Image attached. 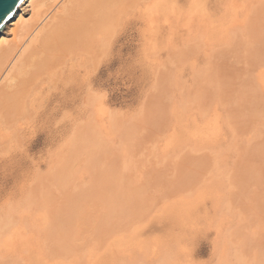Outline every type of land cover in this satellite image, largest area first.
I'll return each mask as SVG.
<instances>
[{
    "label": "rangeland",
    "instance_id": "obj_1",
    "mask_svg": "<svg viewBox=\"0 0 264 264\" xmlns=\"http://www.w3.org/2000/svg\"><path fill=\"white\" fill-rule=\"evenodd\" d=\"M157 1L117 6L113 46L73 72L52 142L45 120L23 119L24 145H0V264H264V0H161L167 22ZM82 123L87 141L71 145Z\"/></svg>",
    "mask_w": 264,
    "mask_h": 264
},
{
    "label": "bare ground",
    "instance_id": "obj_2",
    "mask_svg": "<svg viewBox=\"0 0 264 264\" xmlns=\"http://www.w3.org/2000/svg\"><path fill=\"white\" fill-rule=\"evenodd\" d=\"M63 0H24V2L18 7L13 16L6 22L4 28L0 31V145H13V141H18V145H24L22 142V136L19 134V130L22 126V120L28 123L29 121L33 126H39L40 120H45L47 125L50 126L51 137L50 140L52 142L56 128L57 122L55 118L59 115L62 109L70 107L72 101H74L75 97L72 95L76 92V89L72 86V82L75 81V77L73 76L76 73L77 69L85 70L87 68V64L89 63V52H95V61L92 64L94 67H97L100 64L102 58L103 48L105 46H113L112 38L115 36L118 30L119 23L115 22V11L117 6H120L121 3L127 0H66L65 4L62 5L61 10H57L58 5ZM157 1V0H156ZM161 1V0H160ZM160 1L156 2L161 4ZM165 1V0H164ZM147 2V1H146ZM150 2V0H149ZM234 2V1H233ZM236 2V1H235ZM153 3V2H151ZM150 3V4H151ZM237 4V2L235 3ZM134 5V4H133ZM140 5V4H139ZM148 5V4H147ZM155 5V7H156ZM162 5V4H161ZM150 6V5H149ZM148 6V7H149ZM121 7V6H120ZM150 7H153L150 6ZM158 7V6H157ZM123 8V7H122ZM121 8V9H122ZM159 8V7H158ZM154 9V7L152 8ZM253 9V8H252ZM264 11V9H262ZM124 11V10H123ZM203 11V10H202ZM158 13L157 11H155ZM159 15L161 17H165L167 15V6L162 5L161 9H159ZM153 14V13H152ZM156 15V14H155ZM158 15V16H159ZM157 16V17H158ZM156 17V16H154ZM153 17V18H154ZM156 17V18H157ZM155 18V19H156ZM166 19V17H165ZM152 20V17H151ZM150 20V21H151ZM161 21V19H158ZM157 20V21H158ZM159 22V21H158ZM167 22V19H166ZM153 24V22H152ZM158 23H156L157 25ZM161 24V23H160ZM256 27V26H255ZM154 28V27H153ZM156 29V27H155ZM248 29V28H247ZM261 30V29H260ZM253 31V30H252ZM249 32V30H248ZM255 33V32H254ZM262 33V32H261ZM155 34V33H154ZM249 35V33H248ZM250 37V36H249ZM154 38V37H153ZM238 38V37H237ZM152 39V38H151ZM249 39V38H248ZM250 39H252L250 37ZM155 41V40H154ZM250 41V40H248ZM152 42V41H151ZM233 43V41L231 42ZM230 43V44H231ZM154 44V43H153ZM149 45V44H148ZM154 46V45H152ZM151 46V47H152ZM94 49V50H92ZM105 50V49H104ZM215 50V49H214ZM213 50V52H214ZM94 52V53H95ZM259 52V51H258ZM78 54L81 56L80 59H76V61H72L74 57L71 55ZM79 56V57H80ZM94 56V55H93ZM92 57V55H91ZM255 58V57H254ZM264 58V57H263ZM262 58V59H263ZM71 59V62L69 63ZM261 59V60H262ZM255 63V61H254ZM259 63V62H258ZM218 65V64H217ZM254 65V64H253ZM264 67V66H263ZM92 68V67H91ZM260 68V67H259ZM95 69V68H94ZM80 70V71H81ZM76 71V72H75ZM91 71V70H90ZM252 71V70H250ZM258 71V70H257ZM67 72L69 75L66 76ZM74 72V73H73ZM82 72V73H84ZM94 72V71H93ZM225 72V71H224ZM239 72V71H238ZM261 71H259L260 73ZM81 73V74H82ZM80 74V73H79ZM87 74V71H86ZM86 74H83L84 76ZM92 74V73H91ZM257 74V72H256ZM218 77V75H217ZM165 78V77H164ZM209 79V78H208ZM219 79V77H218ZM253 80V79H252ZM218 81V80H217ZM60 83L64 84V95L59 96L57 90L60 88ZM74 83V82H73ZM246 83V82H245ZM257 83V80H256ZM259 83V82H258ZM75 84V83H74ZM90 85V84H89ZM218 85V84H216ZM87 87V86H86ZM258 87V86H257ZM261 87V86H260ZM62 88V89H63ZM90 88V87H89ZM88 88V89H89ZM255 88V87H254ZM87 89V90H88ZM203 89V88H202ZM216 89H220L217 88ZM215 89V91H216ZM260 89V88H259ZM257 90V89H255ZM261 90V89H260ZM87 92V91H86ZM262 92V91H261ZM260 92V94H261ZM85 93V92H84ZM163 93V91H162ZM241 93V92H240ZM217 95L219 94L216 93ZM215 94V95H216ZM256 94V93H255ZM219 96V95H218ZM72 97V98H71ZM89 97V95H88ZM92 97V95H91ZM98 97V96H97ZM170 97V96H169ZM224 97V96H223ZM171 98V97H170ZM195 98V97H194ZM220 99V98H219ZM260 99V97H259ZM84 100V99H83ZM86 100V99H85ZM202 100V99H201ZM238 100V98H237ZM241 100V99H240ZM246 100V99H245ZM87 101V100H86ZM85 101V102H86ZM242 101V100H241ZM247 101V100H246ZM83 102V101H82ZM84 102V103H85ZM88 102V101H87ZM238 102V101H237ZM89 103V102H88ZM87 103V104H88ZM216 103V104H215ZM212 104L215 108H217V102ZM264 103V102H263ZM83 104V103H82ZM90 104V103H89ZM197 104V103H196ZM230 104V103H229ZM81 105V104H80ZM198 105V104H197ZM220 105V103H219ZM255 105V104H254ZM225 106V105H224ZM230 106V105H229ZM251 106V104H250ZM256 106V105H255ZM261 106V105H260ZM162 107V106H161ZM180 107V106H179ZM209 107V106H208ZM84 108V107H83ZM178 107H175L177 110ZM185 108V107H184ZM198 108V107H196ZM200 108V107H199ZM198 108V110H199ZM204 108V107H203ZM213 108V107H211ZM210 108V110H211ZM219 108V107H218ZM226 108V107H225ZM173 110V108H172ZM179 110V108H178ZM201 110V108H200ZM209 110V111H210ZM183 111V110H182ZM196 111V110H195ZM204 111V110H202ZM217 111V110H216ZM215 111V112H216ZM219 111V110H218ZM252 111V110H251ZM263 111V110H262ZM71 112V111H69ZM80 112V111H79ZM180 112V111H179ZM198 112V111H197ZM214 112V113H215ZM63 113V112H62ZM87 113V112H86ZM175 113V112H174ZM213 113V112H211ZM222 113V112H220ZM260 113V112H259ZM177 114V113H176ZM199 114V113H198ZM202 114V113H201ZM217 114V113H216ZM223 114V113H222ZM225 114V113H224ZM70 115V114H69ZM72 115V113H71ZM81 115V114H80ZM87 115V114H85ZM157 115V114H156ZM191 115V114H190ZM189 115V116H190ZM197 115V114H196ZM194 115L193 117H195ZM203 115V114H202ZM219 115V112H218ZM221 115V114H220ZM231 115V114H230ZM254 115V114H253ZM66 116L64 113L63 117ZM217 116V115H216ZM213 116V117H216ZM228 116V115H227ZM226 116V117H227ZM191 117V118H193ZM199 117V116H198ZM197 117V118H198ZM212 117V116H211ZM221 117V116H220ZM225 117V116H224ZM58 118V117H57ZM71 118V117H70ZM69 118V119H70ZM147 118V117H146ZM190 118V117H189ZM196 118V119H197ZM202 118V117H201ZM204 118V117H203ZM187 119V118H186ZM205 119V118H204ZM203 119V122H204ZM210 119V116H209ZM208 119V120H209ZM229 119V118H228ZM259 119V117H258ZM71 120V119H70ZM176 120V119H175ZM178 120V119H177ZM192 120V119H189ZM206 120V123H208ZM212 120V118H211ZM222 120V119H221ZM227 120V119H225ZM197 121V120H195ZM214 121V120H212ZM216 121V119H215ZM214 121V123H215ZM218 121V120H217ZM73 122V120H72ZM92 122V121H90ZM179 122V121H178ZM176 122V124L178 123ZM191 122V121H190ZM202 122V121H201ZM200 122V123H201ZM211 122V121H210ZM227 122V121H226ZM226 122L224 123L226 125ZM256 122V121H255ZM260 122V121H259ZM66 123V120H65ZM199 123V121H198ZM199 123V124H200ZM206 123H203L202 126ZM223 123V122H222ZM263 123V122H260ZM83 124V123H82ZM180 124V123H179ZM198 124V125H199ZM220 124V123H219ZM253 124V123H252ZM257 124V123H256ZM256 124H253L256 126ZM29 125V123H28ZM119 125V124H118ZM132 125V124H131ZM159 125V123H158ZM178 125V124H177ZM204 125V126H205ZM210 125V123H209ZM208 125V126H209ZM217 125V124H216ZM214 125V127L216 126ZM221 125V124H220ZM229 128L231 127L230 123L227 124ZM63 126V125H62ZM75 126V124H74ZM73 126V127H74ZM88 126V125H87ZM86 124L80 125L81 128L78 127L75 135L71 137L69 143L71 145H84L87 141V135L89 132ZM125 126V125H124ZM129 126V125H128ZM154 126V125H153ZM182 126V125H181ZM187 126V125H186ZM201 126V128H202ZM212 126V125H211ZM223 126V125H222ZM254 126V127H255ZM259 126V124H258ZM89 127V126H88ZM136 127V126H135ZM134 127V129H135ZM190 127V126H189ZM213 127V126H212ZM61 128V126H60ZM123 128V127H122ZM129 128V127H128ZM137 128V127H136ZM150 128V127H149ZM162 128V127H161ZM200 128V127H198ZM218 128V127H216ZM222 130V127H219V130ZM257 128V127H256ZM255 128V129H256ZM38 129V127H37ZM77 129V127H76ZM91 129V128H90ZM126 129V127H125ZM141 129V128H140ZM189 129V128H188ZM186 129V131L188 130ZM204 129V128H202ZM209 129V127H208ZM210 128L209 130H211ZM232 129V128H231ZM252 129V128H251ZM36 130V129H34ZM66 130V129H65ZM130 130V129H128ZM135 129L134 131H136ZM142 130V129H141ZM201 130V129H200ZM207 130V129H206ZM209 130H207L209 132ZM218 130V129H216ZM214 130V135L215 131ZM218 130V131H219ZM233 130V129H232ZM257 130V129H256ZM259 130V129H258ZM127 132V130H125ZM132 131V129H131ZM190 131V129H189ZM205 131V130H204ZM204 131H202L204 133ZM234 131V130H233ZM72 132V131H71ZM130 132V131H129ZM138 132V131H137ZM141 132V131H140ZM195 133V131H193ZM201 132V134H203ZM206 132V134L208 133ZM220 132H223L220 131ZM219 132V133H220ZM225 132V131H224ZM250 132V130H249ZM254 132V130H253ZM256 138L260 135L259 131H256ZM23 133V132H22ZM28 133V132H27ZM73 133V132H72ZM132 133V132H131ZM134 133V132H133ZM142 133V132H141ZM173 133V131H172ZM171 133V134H172ZM194 133L192 135L194 136ZM196 133H198L196 131ZM200 133V132H199ZM198 133V134H199ZM212 133V132H211ZM234 133V132H233ZM259 133V135H258ZM35 134V133H34ZM127 134V133H126ZM170 134V135H171ZM177 134V133H176ZM187 134V133H186ZM185 134V135H186ZM71 135V134H70ZM69 135V136H70ZM122 135V134H121ZM129 135V133H128ZM145 135V134H144ZM219 135V134H218ZM132 136V135H131ZM143 136V135H142ZM197 136V135H196ZM199 136V135H198ZM197 136V137H198ZM207 136V135H206ZM211 136V135H210ZM245 136V135H244ZM261 136V135H260ZM125 137V136H124ZM129 138L128 136H126ZM169 137V136H168ZM171 137V136H170ZM188 137V136H187ZM204 137V136H203ZM209 137V136H208ZM214 137V136H213ZM218 137V136H217ZM216 137V138H217ZM225 137V136H224ZM262 137V136H261ZM172 138V137H171ZM211 138V137H210ZM216 138H214L216 140ZM251 138V137H250ZM18 139V140H17ZM166 139V138H165ZM199 139V138H198ZM212 139V138H211ZM252 139V138H251ZM261 139V138H260ZM125 140V139H124ZM138 140V139H137ZM170 140V139H169ZM254 140V139H253ZM57 141V140H56ZM123 141V140H122ZM126 141V140H125ZM173 141V140H172ZM217 141V140H216ZM252 141V140H250ZM13 142L12 144H10ZM212 142V140H211ZM224 142V141H223ZM167 143V142H166ZM126 144V142H125ZM174 144V143H173ZM202 144V143H201ZM28 145H40L38 139L32 140ZM54 145V143L52 144ZM171 145V144H170ZM196 145V144H195ZM250 145V144H249ZM248 145V146H249ZM260 145V144H259ZM16 147V144L13 145ZM12 146V147H13ZM168 146V145H167ZM261 146V145H260ZM6 147V146H4ZM14 147L12 149H14ZM16 148H19L16 147ZM15 148V149H16ZM222 148V147H221ZM11 149V150H12ZM247 149V147H246ZM2 152H6L7 149L0 148ZM10 150V149H9ZM93 151V150H92ZM248 151V150H247ZM246 151V152H247ZM197 153V152H196ZM214 153V152H213ZM5 154V153H3ZM1 154L0 156H2ZM8 154V153H7ZM94 154V153H93ZM222 156V152L220 154ZM219 155V156H220ZM226 155V154H225ZM218 156V157H219ZM220 156V157H221ZM90 160V159H88ZM247 162V161H246ZM177 163V162H176ZM113 166V165H112ZM195 168V167H194ZM252 168V167H251ZM257 169V168H256ZM178 170V169H177ZM187 170V169H186ZM189 170V169H188ZM259 170V169H257ZM261 170V169H260ZM259 170V171H260ZM254 171V170H253ZM38 172V171H37ZM263 171H260V173ZM187 173V172H186ZM252 173V171H251ZM255 173V172H253ZM259 173V174H260ZM190 174V173H189ZM193 174V173H192ZM199 174V173H198ZM247 174V173H246ZM258 174V173H257ZM262 174V173H261ZM182 175V173H181ZM255 175V174H253ZM252 175V176H253ZM36 176H38L36 174ZM105 177V176H104ZM111 177V176H110ZM187 177V176H186ZM185 177V178H186ZM260 177V176H259ZM37 178V177H36ZM103 178V177H102ZM257 178V177H256ZM261 178V177H260ZM3 179V178H2ZM67 179V178H66ZM19 180H21V173L19 175ZM61 180V179H60ZM69 180V179H68ZM102 180V179H101ZM108 180V179H107ZM189 180V179H188ZM9 181V180H7ZM67 181V180H65ZM185 181V180H184ZM36 182V181H35ZM57 182V181H56ZM60 182V181H59ZM192 182V181H191ZM96 183V182H95ZM159 183V182H158ZM180 183V182H179ZM189 183V181H188ZM64 184V183H62ZM72 184V183H70ZM170 184V183H169ZM66 185V183H65ZM68 185V184H67ZM93 185V184H92ZM96 185V184H95ZM34 186V185H33ZM61 186V185H60ZM70 186V185H69ZM103 186V185H102ZM101 186V188H102ZM66 187V186H65ZM64 187V188H65ZM90 187V185H89ZM116 187V186H115ZM178 187V186H177ZM63 188V186H62ZM182 188V187H181ZM180 188V189H181ZM92 189V187H91ZM94 189V188H93ZM103 189V188H102ZM32 190V187H31ZM90 190V188H89ZM95 189L94 191H96ZM100 190V189H99ZM98 190V191H99ZM88 191V190H86ZM91 191V190H90ZM87 192L88 193L90 192ZM93 191V192H94ZM191 191V190H190ZM19 197L22 195V187H20L17 191ZM39 192V191H38ZM44 192V191H43ZM83 192V191H82ZM112 192V191H111ZM130 192V191H129ZM140 192V191H139ZM98 193V192H96ZM109 193V192H108ZM31 194V193H30ZM45 194V193H44ZM43 194V195H44ZM77 194V193H76ZM78 194H80L78 192ZM86 194V193H85ZM90 194V193H89ZM115 194V193H114ZM120 194V193H119ZM137 194V193H136ZM168 194V192H167ZM34 195V194H33ZM75 195V194H74ZM82 195V194H81ZM86 195V196H87ZM99 195V193L97 194ZM96 195V196H97ZM101 197L102 194H100ZM49 196V194H48ZM47 196V197H48ZM83 196V195H82ZM142 196V195H141ZM45 196H43L44 198ZM51 197V196H50ZM49 197V198H50ZM91 199V196L88 195ZM95 197V195H94ZM100 197V196H99ZM98 197V198H99ZM127 197V196H126ZM131 197V196H130ZM133 197V194H132ZM42 198V197H41ZM42 198V199H43ZM79 198V197H78ZM87 198V197H86ZM85 198V199H86ZM88 198V199H89ZM93 198V197H92ZM112 198V197H111ZM123 198V197H122ZM121 198V199H122ZM141 198V197H140ZM22 199V198H21ZM48 198H45V200ZM77 199V197H76ZM83 199V198H82ZM128 199V198H127ZM19 202H15V204L3 203L2 207L5 210V216H7L8 210H12L14 208H19L21 205V200L18 199ZM17 200V201H18ZM44 200V199H43ZM50 200V199H49ZM103 200V199H102ZM123 200V199H122ZM85 201H88L87 199ZM93 201V199H92ZM99 201V200H98ZM130 201V198H129ZM90 202V201H88ZM96 200L94 201V203ZM109 202V201H108ZM136 202V201H135ZM141 202V201H140ZM48 203V202H47ZM86 203V202H85ZM93 203V202H92ZM100 203V202H99ZM105 203V202H104ZM127 203V202H126ZM68 204V203H67ZM70 204V203H69ZM87 204V203H86ZM96 204V203H95ZM93 204V206L95 205ZM102 206L103 204L100 203ZM125 203H123L124 205ZM131 204V202H130ZM132 204H134L132 202ZM73 205V204H72ZM71 205V206H72ZM78 205V203H77ZM80 205V204H79ZM98 205V204H97ZM107 205V204H106ZM129 205V204H128ZM23 206V204H22ZM82 206V205H81ZM92 206V205H91ZM100 206V205H99ZM135 206V205H134ZM48 207V206H47ZM85 207V206H84ZM122 207V206H121ZM130 207V205H129ZM86 208V207H85ZM120 208V207H119ZM128 208V207H127ZM126 208V209H127ZM136 208V207H135ZM139 208V207H138ZM141 208V207H140ZM74 209V208H73ZM76 209V208H75ZM83 209V208H82ZM115 209V208H114ZM122 209V208H121ZM130 209V208H129ZM84 210V209H83ZM131 210V209H130ZM139 210V209H138ZM76 213L78 211L73 210ZM88 211V210H86ZM98 211V210H97ZM129 211V210H128ZM127 211V212H128ZM141 211V210H140ZM69 212V211H68ZM84 212V211H83ZM96 212V211H95ZM101 212V211H100ZM107 212V211H106ZM109 212V211H108ZM107 212V213H108ZM131 212V211H129ZM137 212V211H136ZM73 213V212H72ZM85 213V212H84ZM93 213V212H92ZM71 214V213H70ZM80 214V213H79ZM83 214V213H82ZM94 214V213H93ZM97 214V213H96ZM113 214V213H112ZM127 214V213H126ZM125 214V215H126ZM138 214V213H137ZM75 215V214H74ZM86 215V214H85ZM108 215V214H107ZM111 215V214H110ZM123 215V214H122ZM124 215V216H125ZM73 216V215H72ZM78 216V215H77ZM81 216V215H80ZM101 216V215H99ZM106 216V215H105ZM112 216V215H111ZM119 216V215H118ZM10 217V216H8ZM8 217H5L8 219ZM62 217V216H61ZM84 217V216H83ZM90 217V216H89ZM107 217V216H106ZM2 218V219H5ZM76 218V217H75ZM85 218V217H84ZM99 218V217H98ZM114 218V217H113ZM117 218V217H116ZM73 219V217H72ZM71 219V221H72ZM118 219V218H117ZM139 219V218H138ZM6 220V219H5ZM2 220V221H5ZM11 220V219H10ZM74 220V219H73ZM90 220V219H89ZM111 220V219H110ZM61 221V219H60ZM65 221V220H64ZM75 221V220H74ZM73 221V222H74ZM80 221V219H79ZM88 221V220H87ZM76 222V221H75ZM74 222V224H75ZM86 222V221H85ZM119 222V221H118ZM11 223V222H10ZM52 223V222H51ZM78 223V222H77ZM80 223V222H79ZM96 223V222H95ZM103 223V222H101ZM3 224V223H2ZM1 225V224H0ZM51 225V224H49ZM66 225V224H65ZM79 225V224H78ZM102 225V224H101ZM110 225V224H109ZM13 226V225H11ZM71 226V225H70ZM69 226V227H70ZM96 226V225H95ZM98 226V225H97ZM96 226V227H97ZM4 227H7L5 224ZM62 227V226H61ZM64 227V226H63ZM79 227V226H78ZM122 227V226H121ZM120 227V228H121ZM127 227V226H126ZM59 228V227H58ZM67 228V227H66ZM66 228H62L66 232ZM76 228V227H75ZM113 228V227H112ZM1 229V228H0ZM6 228L5 230H7ZM68 229V228H67ZM71 229V227H70ZM73 229V228H72ZM96 229V228H95ZM118 229V228H117ZM5 230H2L3 233ZM90 230V229H88ZM93 230V229H92ZM91 230V231H92ZM49 231V230H48ZM74 231V230H73ZM84 231V230H83ZM120 231V230H118ZM1 232V231H0ZM10 232V231H9ZM56 232V231H54ZM69 232V231H68ZM79 232V231H77ZM94 232V230H93ZM98 232V229H97ZM116 232V231H115ZM58 233V232H57ZM72 233V232H71ZM111 233V231L109 232ZM108 233V234H109ZM6 234V233H5ZM61 234V233H60ZM59 234V235H60ZM64 233H62L63 235ZM67 234V233H66ZM65 234V235H66ZM86 234V233H85ZM68 235V234H67ZM70 235V234H69ZM94 236V234H92ZM90 234V236H92ZM97 235V234H96ZM76 236V235H75ZM74 236V237H75ZM67 237V236H66ZM85 237V235H84ZM3 238V235H2ZM8 238V236H7ZM62 238V237H61ZM78 238V237H76ZM58 239V237H57ZM65 239V237H64ZM70 239V237H69ZM86 239V238H85ZM94 239V238H93ZM63 240V239H62ZM75 240V239H74ZM89 239L88 241H90ZM96 240V238H95ZM103 240V239H102ZM68 241V240H67ZM85 241V240H84ZM94 241V240H93ZM98 241V240H96ZM105 241V240H104ZM2 242V241H1ZM56 242H58L56 240ZM60 242V241H59ZM79 242V241H78ZM81 242V241H80ZM86 242V241H85ZM95 242V241H94ZM99 242V241H98ZM103 242V241H102ZM61 243V242H60ZM87 243V242H86ZM105 243V242H104ZM58 244V243H57ZM69 244V243H68ZM91 244V243H90ZM100 244V243H99ZM98 244V245H99ZM103 244V243H102ZM4 245V244H2ZM101 245V244H100ZM74 246V244H73ZM85 246V245H84ZM90 246V245H89ZM2 247V246H0ZM5 247V245H4ZM82 247V246H81ZM96 247V245H95ZM99 247V246H97ZM72 248V246H71ZM75 248V246H74ZM83 248V247H82ZM92 248V247H91ZM94 248V247H93ZM92 248V249H93ZM55 249V248H54ZM70 249V248H69ZM77 249V248H76ZM84 249V248H83ZM101 249V248H99ZM98 249V250H99ZM42 250V249H41ZM45 251V250H44ZM44 251L42 253H44ZM57 251V250H56ZM93 251V250H92ZM103 251V250H102ZM101 251V252H102ZM46 252V251H45ZM88 252V251H87ZM96 252V251H94ZM40 253V252H39ZM57 253V252H56ZM85 253V251H84ZM90 253V252H89ZM88 255H91L89 254ZM98 253V252H96ZM78 255V253L76 252ZM42 255V254H41ZM40 255L39 258H42ZM58 255V254H57ZM56 255V256H57ZM63 255V254H62ZM73 255V254H72ZM71 255V258H72ZM94 255V254H93ZM101 255V254H100ZM49 256V255H48ZM47 256V258H48ZM86 256V255H85ZM97 256V255H96ZM45 257V256H44ZM76 257V256H75ZM84 257V256H83ZM98 257V256H97ZM0 258H3L2 256ZM38 258V257H37ZM45 257V259H47ZM74 258V257H73ZM6 259V258H5ZM4 259V260H5ZM44 260V258H42ZM80 259V256H79ZM78 259V260H79ZM84 259V258H83ZM88 259H91L88 257ZM60 261V259H58ZM72 260V259H71ZM69 260V261H71ZM239 260V259H237ZM29 260H27L28 262ZM41 261V260H40ZM45 261V260H44ZM63 260H61L62 262ZM68 263V260H66ZM83 261V260H82ZM26 262V263H27ZM39 262V261H38ZM56 262V261H55ZM79 262V261H78ZM76 262V264L78 263ZM81 262V261H80ZM58 263V262H57ZM18 264V263H17ZM51 264V263H50ZM53 264V263H52ZM81 264V263H79ZM92 264V263H91Z\"/></svg>",
    "mask_w": 264,
    "mask_h": 264
},
{
    "label": "water",
    "instance_id": "obj_3",
    "mask_svg": "<svg viewBox=\"0 0 264 264\" xmlns=\"http://www.w3.org/2000/svg\"><path fill=\"white\" fill-rule=\"evenodd\" d=\"M24 0H0V31Z\"/></svg>",
    "mask_w": 264,
    "mask_h": 264
}]
</instances>
